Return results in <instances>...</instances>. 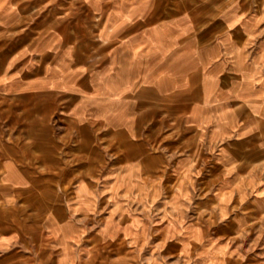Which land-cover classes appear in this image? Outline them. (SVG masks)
<instances>
[{"label": "crops", "instance_id": "crops-1", "mask_svg": "<svg viewBox=\"0 0 264 264\" xmlns=\"http://www.w3.org/2000/svg\"><path fill=\"white\" fill-rule=\"evenodd\" d=\"M253 243L264 0H0V264H226Z\"/></svg>", "mask_w": 264, "mask_h": 264}, {"label": "rangeland", "instance_id": "rangeland-1", "mask_svg": "<svg viewBox=\"0 0 264 264\" xmlns=\"http://www.w3.org/2000/svg\"><path fill=\"white\" fill-rule=\"evenodd\" d=\"M94 133L87 132L86 138L93 139ZM72 138V135L70 136ZM245 257L243 259H227L226 264H264V243L262 244H246Z\"/></svg>", "mask_w": 264, "mask_h": 264}]
</instances>
